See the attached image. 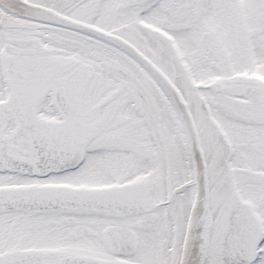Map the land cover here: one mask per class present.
<instances>
[{"label":"snow or ice","instance_id":"snow-or-ice-1","mask_svg":"<svg viewBox=\"0 0 264 264\" xmlns=\"http://www.w3.org/2000/svg\"><path fill=\"white\" fill-rule=\"evenodd\" d=\"M0 264H264V0H0Z\"/></svg>","mask_w":264,"mask_h":264}]
</instances>
